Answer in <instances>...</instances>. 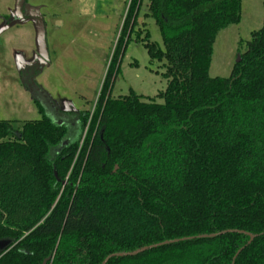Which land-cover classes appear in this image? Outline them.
<instances>
[{
  "label": "trees",
  "instance_id": "obj_1",
  "mask_svg": "<svg viewBox=\"0 0 264 264\" xmlns=\"http://www.w3.org/2000/svg\"><path fill=\"white\" fill-rule=\"evenodd\" d=\"M142 2H130L93 111L55 119L33 96L40 119L0 121V240L11 241L0 264H104L182 238L193 239L107 264H264V21L230 77H211L242 0H148L163 48L147 29L139 38ZM136 32L165 70L161 103L112 97Z\"/></svg>",
  "mask_w": 264,
  "mask_h": 264
},
{
  "label": "rangeland",
  "instance_id": "obj_2",
  "mask_svg": "<svg viewBox=\"0 0 264 264\" xmlns=\"http://www.w3.org/2000/svg\"><path fill=\"white\" fill-rule=\"evenodd\" d=\"M263 1L242 0L240 23L220 32L209 70L211 77H230L252 33L263 26ZM23 2L0 0V121L40 119L33 96L55 119H61L59 111H93L131 0ZM148 4L143 0L136 30L143 39L147 29L150 40L163 48L154 19L145 17ZM40 20L46 31L47 62H41L38 52ZM137 36V32L133 34L123 55L112 97L133 90L161 103L157 95L167 88L165 70L161 63L151 61ZM21 70L26 79L36 75L37 85L31 83V89H27ZM67 119L64 117L63 122Z\"/></svg>",
  "mask_w": 264,
  "mask_h": 264
},
{
  "label": "water",
  "instance_id": "obj_3",
  "mask_svg": "<svg viewBox=\"0 0 264 264\" xmlns=\"http://www.w3.org/2000/svg\"><path fill=\"white\" fill-rule=\"evenodd\" d=\"M38 52L40 55V60L41 62H47L49 59V54H48V49L46 46V31L44 28V23L43 20H40V24H39V37H38ZM240 60V57L238 59V61ZM237 61V62H238ZM68 144L67 141H64L62 144V147H65ZM55 176L58 178L57 172L55 171ZM241 233H244L242 231H240ZM218 234L215 235H202L199 236V238H210V237H214ZM248 236L250 237V243L253 241L254 236L251 234H248ZM193 238H182V239H174V240H169V241H165L162 243H158V244H154V245H150L132 252H128V253H118V254H112L109 257L106 258V260L104 261V264H107V262L113 258V257H122V256H136L139 255L149 249H153V248H157V247H161V246H165V245H170V244H174V243H178V242H182V241H187ZM11 245V241L10 240H0V251H4L6 250L9 246ZM48 260H44L43 264H47Z\"/></svg>",
  "mask_w": 264,
  "mask_h": 264
},
{
  "label": "crops",
  "instance_id": "obj_4",
  "mask_svg": "<svg viewBox=\"0 0 264 264\" xmlns=\"http://www.w3.org/2000/svg\"><path fill=\"white\" fill-rule=\"evenodd\" d=\"M239 23H240V22H239ZM239 23H238V24H239ZM60 24H61V22H60ZM235 25H237V24H235ZM230 26H231V25H230ZM228 27H229V26H228ZM228 27H227V28H228ZM227 28H226V29H227ZM222 31H223V30H222ZM219 34H220V33H219ZM219 34H218V35H219ZM217 37H218V36H217ZM216 40H217V39H216ZM215 43H216V42H215ZM214 45H215V44H214ZM213 54H214V52H213ZM34 104H35V103H34ZM35 106H36V105H35ZM36 108H37V106H36Z\"/></svg>",
  "mask_w": 264,
  "mask_h": 264
}]
</instances>
